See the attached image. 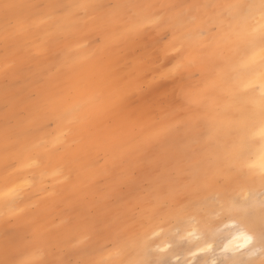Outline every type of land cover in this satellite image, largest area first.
Wrapping results in <instances>:
<instances>
[{"label":"rangeland","instance_id":"obj_1","mask_svg":"<svg viewBox=\"0 0 264 264\" xmlns=\"http://www.w3.org/2000/svg\"><path fill=\"white\" fill-rule=\"evenodd\" d=\"M239 1L0 0V264L136 259L134 225L158 206L165 180L175 200L207 199L187 231L166 225L157 239L172 245L174 264L191 259L184 238L213 212L221 214L210 226L223 229L226 244L229 215L243 213L221 211L230 200L259 217L264 172L246 185L250 172L235 160L244 150L241 113L229 108L236 104L229 66L243 49L229 6ZM5 4L20 7L6 12ZM156 17L159 27L137 35ZM129 58L147 76L131 100L150 109L146 117H130L133 103L120 100L115 76ZM73 107L86 122L55 119ZM117 232L128 245L119 257L109 248Z\"/></svg>","mask_w":264,"mask_h":264},{"label":"snow or ice","instance_id":"obj_2","mask_svg":"<svg viewBox=\"0 0 264 264\" xmlns=\"http://www.w3.org/2000/svg\"><path fill=\"white\" fill-rule=\"evenodd\" d=\"M20 7L18 5L5 4V11ZM62 10L63 6H54ZM105 7V6H99ZM112 7V6H107ZM122 7L139 8V7H153L151 5H127ZM192 9L198 7L210 8L212 5H191ZM235 11L237 16H244L249 18L245 13V9L254 7L253 5H232L229 6ZM260 22L259 26L253 24L248 25V29L243 36V49L239 61V67L243 69L245 74L253 75L259 73L264 77V0H261L259 5ZM186 22L192 21L187 17L184 18ZM164 23H171V20L164 21ZM148 24L159 27L161 25V18H149L145 25L138 26L135 31L137 35H143V29ZM257 50L260 53L259 60L256 59L255 53ZM130 106V105H129ZM260 136L264 139V100L260 104ZM59 121L80 120L87 121V116L80 115V108L73 107L64 113L55 117ZM148 146H142L146 148ZM260 168L264 172V155L261 157ZM202 183H206L207 176L198 178ZM170 181L165 180L158 185V190L162 193L161 201L158 206L150 207L141 213L139 219L136 221L134 227L138 229V235L135 241V248L137 251V258L134 260L121 261V264H174L168 258V249L172 247L171 244L161 246L157 243V239L165 233L166 225H184L185 230L191 226L195 220L192 216L194 208L202 207L207 204V199L185 204L183 201L175 200L168 195V184ZM239 199H234L226 205L221 206V211L231 212V209L240 204ZM220 212H213L207 216L203 221L204 227L187 232V239L189 244V256L191 259L187 264H208L207 257L213 256L212 264H264V206L257 218L255 214H247L241 218H236L229 215V220L234 221L231 224H225L224 228L229 230V235L232 240L229 243H223L224 235L223 229L213 228L210 222L215 217L219 216ZM109 248L114 256H121L127 251V242L121 232H117L109 237ZM216 244V248L213 247ZM219 249V251H217ZM260 253V260L255 261L251 257L256 253ZM101 264H109L104 261Z\"/></svg>","mask_w":264,"mask_h":264},{"label":"bare ground","instance_id":"obj_3","mask_svg":"<svg viewBox=\"0 0 264 264\" xmlns=\"http://www.w3.org/2000/svg\"><path fill=\"white\" fill-rule=\"evenodd\" d=\"M261 3V0H253V2L250 5H253L254 7L250 8V11H248L247 16L249 18H245L244 16H237L235 23H233V28L235 31H238L239 34L244 36L248 29L249 24L259 26L260 22V11H259V5ZM247 2L239 1L236 5H246ZM247 11H245L246 13ZM243 43V42H242ZM243 48V47H242ZM242 51H238V54ZM164 54V53H163ZM256 59L259 60L260 53L257 50L255 53ZM241 57V56H240ZM239 59L236 57L233 59L229 66V73L236 75V82L234 87H232L233 93H234V102L235 105H230V109L233 108L234 110H239V114L241 113V117L239 119V125L242 128V138H243V151L237 150L235 155H237V160L239 162L240 167L247 166L250 176H245V179L247 181L246 185L253 186L256 178L259 177L260 173H262V170L260 168L261 163V157L264 155V139L261 138L259 132H260V104L261 101L264 100V77H261L259 73L253 74V75H247L239 67ZM235 71V72H234ZM115 79L117 81V88L118 93L120 96V100L124 103H133V107L131 108L130 117L135 116L136 114H139V117H146L150 113V109H144L143 107L139 106V103L137 101V104L135 105L132 99L133 95H137V88L140 84L147 81V76L145 75V71L142 65V62L137 58H129L124 65H122L117 70V75L115 76ZM222 77H220L221 82ZM218 82V83H219ZM256 84V88L254 86ZM171 94H173L171 92ZM137 97V96H136ZM134 97V98H136ZM139 98V97H138ZM136 100V99H135ZM136 117V116H135ZM258 142L256 143V141ZM256 143V144H255ZM243 152H246L250 154V157L246 159L243 157ZM243 169V168H240ZM261 183H264V178H259ZM23 185V184H22ZM20 185V186H22ZM247 189L242 190V194H246ZM245 192V193H243ZM234 200V199H232ZM230 200L229 202H231ZM228 202V203H229ZM240 207V208H239ZM242 209L243 213L240 215V217L247 215L248 213L246 210H244L242 205H236L234 209ZM258 218V216H257ZM234 221H231L233 223ZM196 230L191 229L190 231ZM232 240V237H228L226 244L229 243V241Z\"/></svg>","mask_w":264,"mask_h":264}]
</instances>
